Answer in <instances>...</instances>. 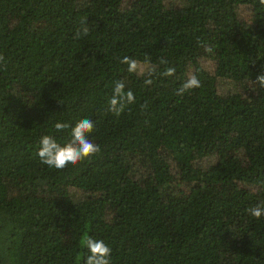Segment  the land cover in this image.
Returning <instances> with one entry per match:
<instances>
[{
  "label": "trees",
  "instance_id": "trees-1",
  "mask_svg": "<svg viewBox=\"0 0 264 264\" xmlns=\"http://www.w3.org/2000/svg\"><path fill=\"white\" fill-rule=\"evenodd\" d=\"M0 55V264H85V235L111 264H264L259 0H0ZM116 81L135 95L119 116ZM85 118L101 152L42 164L40 138Z\"/></svg>",
  "mask_w": 264,
  "mask_h": 264
},
{
  "label": "clouds",
  "instance_id": "clouds-1",
  "mask_svg": "<svg viewBox=\"0 0 264 264\" xmlns=\"http://www.w3.org/2000/svg\"><path fill=\"white\" fill-rule=\"evenodd\" d=\"M259 4L264 6V0H259ZM89 28L86 22H81V27L75 32L74 39H79L82 35L87 36ZM205 51L211 53V47H205ZM121 63L128 65L129 72H136L138 69V63L136 60L130 57H123ZM166 59H161L160 64L167 65ZM0 68L7 70V63L5 57L0 55ZM175 74V68L166 67L161 75L165 77H171ZM151 75V74H150ZM146 85L153 83L152 79H146ZM260 88H264V73L257 76L254 81ZM201 86V81L196 75H190L177 89L176 94L183 96L185 93L190 92ZM61 103V102H60ZM135 103V95L129 89L125 91V83L123 81H116L113 88V95L108 101V111L114 115L119 116L125 110L127 105ZM146 109L147 104L141 106ZM69 125L63 122H57L54 125L56 132H61L67 129ZM95 127L94 122L91 119H81L74 127L71 128L70 140L61 144L53 135H44L39 140V148L37 155L42 164L49 166L60 171L67 168L76 167L85 160H90L101 152V148L98 144L92 142L89 139L90 134ZM249 214L256 219H260L264 216V202L257 204L255 207H251L247 210ZM81 244L90 253L85 261V264H111L112 249L103 241L95 239L91 236L85 235L81 239Z\"/></svg>",
  "mask_w": 264,
  "mask_h": 264
},
{
  "label": "rangeland",
  "instance_id": "rangeland-1",
  "mask_svg": "<svg viewBox=\"0 0 264 264\" xmlns=\"http://www.w3.org/2000/svg\"><path fill=\"white\" fill-rule=\"evenodd\" d=\"M241 14H244L245 16L250 15V11L247 8H241Z\"/></svg>",
  "mask_w": 264,
  "mask_h": 264
}]
</instances>
